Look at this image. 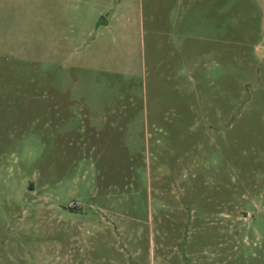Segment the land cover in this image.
Segmentation results:
<instances>
[{
  "label": "rangeland",
  "instance_id": "rangeland-1",
  "mask_svg": "<svg viewBox=\"0 0 264 264\" xmlns=\"http://www.w3.org/2000/svg\"><path fill=\"white\" fill-rule=\"evenodd\" d=\"M0 264H264V0H0Z\"/></svg>",
  "mask_w": 264,
  "mask_h": 264
},
{
  "label": "crops",
  "instance_id": "crops-1",
  "mask_svg": "<svg viewBox=\"0 0 264 264\" xmlns=\"http://www.w3.org/2000/svg\"><path fill=\"white\" fill-rule=\"evenodd\" d=\"M108 25L106 26V28H109L110 27V25H109V23H107Z\"/></svg>",
  "mask_w": 264,
  "mask_h": 264
}]
</instances>
